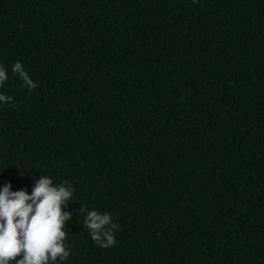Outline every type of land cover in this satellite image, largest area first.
<instances>
[{
	"label": "trees",
	"instance_id": "trees-1",
	"mask_svg": "<svg viewBox=\"0 0 264 264\" xmlns=\"http://www.w3.org/2000/svg\"><path fill=\"white\" fill-rule=\"evenodd\" d=\"M0 65V187L69 181L63 264H264V0H0Z\"/></svg>",
	"mask_w": 264,
	"mask_h": 264
},
{
	"label": "clouds",
	"instance_id": "clouds-1",
	"mask_svg": "<svg viewBox=\"0 0 264 264\" xmlns=\"http://www.w3.org/2000/svg\"><path fill=\"white\" fill-rule=\"evenodd\" d=\"M12 73L18 75L29 90L37 87L22 62L13 64ZM7 80V69L0 65V87ZM13 100L12 96L0 94V102L7 104ZM10 189V183L0 187V264L10 261L13 264H63L71 255L66 243L68 231L64 227L71 216L62 213L61 205L67 207L72 199V185L67 180L54 183L52 177L41 175L31 195L24 189L16 192ZM84 211L85 206L79 208L80 213ZM83 225L100 248L115 246L119 225L113 222L111 213L88 210ZM18 256L21 258L17 259Z\"/></svg>",
	"mask_w": 264,
	"mask_h": 264
}]
</instances>
